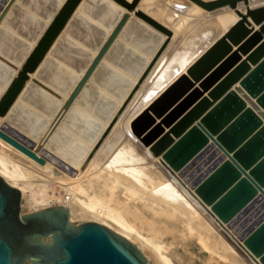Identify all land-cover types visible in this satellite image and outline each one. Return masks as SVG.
<instances>
[{
	"label": "water",
	"instance_id": "obj_1",
	"mask_svg": "<svg viewBox=\"0 0 264 264\" xmlns=\"http://www.w3.org/2000/svg\"><path fill=\"white\" fill-rule=\"evenodd\" d=\"M136 1L0 0V138L40 164L42 145L72 164L86 163L171 35L141 9L129 15ZM192 1L211 9L233 8L236 0ZM242 2L243 10L233 8L224 30L130 121L150 154L174 169L208 138L221 149L192 184L222 219L264 194V3ZM18 201L17 189L0 176V264H149L97 221L68 223L57 205L18 215ZM247 231L246 244L264 263V208Z\"/></svg>",
	"mask_w": 264,
	"mask_h": 264
},
{
	"label": "rangeland",
	"instance_id": "obj_2",
	"mask_svg": "<svg viewBox=\"0 0 264 264\" xmlns=\"http://www.w3.org/2000/svg\"><path fill=\"white\" fill-rule=\"evenodd\" d=\"M260 1L261 2H259L258 4L264 3V0ZM240 4H243L244 6V3L242 1ZM152 6L153 11L150 10ZM224 6L225 7L221 6V8L218 7L222 9L219 10L222 11L221 14H234L233 8L228 7V5ZM142 8L146 12H148L149 15L153 13L152 15L157 18H154L155 20H159L158 22L161 21V24H166L171 31H175L181 37L194 35V32H197L196 30H199V26H203L204 18H207L209 16H217L218 14H220L219 12L216 13L213 10H204L203 7L196 4L192 0H146L144 3V7ZM217 10L218 9H216V11ZM239 10L242 11L243 9L239 7ZM229 22L230 20L228 19V23ZM146 24L153 28L148 23ZM226 25L227 23L224 25L219 22L220 27L218 31H223ZM107 32H109V29L107 30ZM208 40L209 37H206L203 40L202 44H205V42H207ZM33 44L34 43H32V45ZM177 45H173L169 49L165 57L166 59L168 58L169 60V58L172 57V55L176 51L174 50V47H176ZM174 73L177 72L173 71V74ZM145 78L143 79V81L145 80ZM143 81L141 83H143ZM64 98L65 97H61V101H63ZM122 123H119L118 121V123L115 125V128H113V130L107 137L108 141L105 142L101 154L94 160V162H92L91 171L94 172L91 173L89 170V172L85 174V177L79 183L83 190H86L87 192L89 191L91 195L96 198V201L98 203L104 205V208L108 212L105 215V220H102L97 217H91L90 215H88V213L83 216L73 214L74 217H71V212L69 209H72L73 200L76 201L81 208L86 206L85 201H89L88 199L84 198V195L80 191V189H75L73 192H71V190L75 188L74 184L76 183L74 181H69V179L66 180L65 176L63 175V172L57 167L54 168V166L48 171H41V173L36 171L35 169L37 163L32 162L31 160L33 159L31 157L19 151L12 145L11 147L16 151H19V153L15 150L9 151L12 150L11 148L6 149L5 146H3V148L2 145L0 146V151H2V153H4L5 155L9 156L7 157L8 159L6 160V162L0 161V172H3V170L6 172L8 171L11 177L14 178L16 183L19 185L25 183V186H27V191L25 190V194L28 198H26V205H29L30 203V211L57 204L68 208L71 217L70 220L72 221V223L93 220L103 225H106L107 227L115 231V229L120 230L122 228L120 226V223L117 222L122 219V221L125 222L127 225H131L133 227L135 226L134 228H137V232L131 231V233L135 234V237H149V240H151L149 242L141 243V245H139V243L137 242H133L143 252L149 264H162V262L165 264H249V259L245 255H243L242 252L241 256H243L244 258L241 256L239 257V255L235 252L234 247L236 245L234 244V242H228L226 240V235L219 228L220 225L218 224V222H220L221 220L217 219L214 222V220L207 214V212H205L204 209L202 210V207L196 204L192 200V198L183 190L184 182H182V177L179 178V176L175 175L174 173L181 169L175 170L173 172L169 170L170 174L166 172L164 166L158 163L157 159L153 158L148 151H145L143 145L133 135L130 127V122L129 124L127 123V125ZM4 142L8 143L6 141ZM211 142L212 141H210L209 143ZM218 149L221 151L220 148ZM20 153L22 155L24 154L25 157L21 156ZM45 158L48 159L49 157L46 155ZM207 164V162H204L202 167L197 170L194 176H198L199 174H201L202 170L206 169ZM183 177L185 178V176ZM173 178H175V180H177L179 184L171 180ZM149 179L151 180L149 181ZM185 181L187 180L185 179ZM19 187L22 188V185ZM150 187L152 189H150ZM164 190L166 191L164 192ZM168 193L169 195H171V197H169ZM62 196H65V202H58L53 200V198H50L54 197V199H57L58 197ZM173 198H178L179 202L180 200L182 202L175 203L174 205ZM178 199H175V202H178ZM183 205L186 207H183ZM34 207L36 209H34ZM181 208L185 211H182ZM188 209L190 211L194 210L193 213L188 211ZM22 211L25 212L23 206V199ZM187 211L190 212L189 214H191L192 216L189 217V215H187L186 213ZM174 213L176 218L174 217V215L172 216V214ZM176 213L178 216H176ZM134 214H138L145 221H156L161 219V224H165L167 232L159 234L153 232L150 233L149 231H146L142 228L141 223L137 221V219L133 216ZM180 218L183 220L182 222H180ZM197 220H201V222L203 221L202 223L205 222L206 226L208 225V227L211 229L210 232L217 237L216 239L221 241L224 245L230 247V252L232 254L224 253L219 249L213 248V246L212 249L209 247H203V245L200 243V240L203 239V236L206 240L210 238H206V235H203V231L201 229L204 228V226L197 225ZM176 221L180 222L179 226L181 228V231L178 230L180 228L178 227V223ZM199 226L201 229L199 228ZM176 228L178 233L181 235L180 236L178 234V236L182 238L185 234V239L188 240L187 237L189 235V240L193 241L196 248L193 246V244H191L192 242L190 241H185L183 245H176V243L174 242L178 241L177 238H179L178 236L176 237ZM173 229L175 230L173 231ZM246 235L247 232L244 234V236ZM174 236L176 237V241L173 240ZM153 239L155 240L156 244L155 242H152ZM208 242L210 241L208 240ZM184 256H187L189 258L185 259ZM238 257L239 259L237 260L236 258Z\"/></svg>",
	"mask_w": 264,
	"mask_h": 264
},
{
	"label": "bare ground",
	"instance_id": "obj_3",
	"mask_svg": "<svg viewBox=\"0 0 264 264\" xmlns=\"http://www.w3.org/2000/svg\"><path fill=\"white\" fill-rule=\"evenodd\" d=\"M64 1V0H60V3ZM130 1V0H128ZM146 0H137L136 4L134 6V8L132 10H130L128 13L129 15L133 14V10L136 9H141L142 11H144L145 13L148 14V12H146L142 7H144V3ZM242 0H236L235 1V5L233 8H236L239 10V7L241 9H243V4H240ZM259 2H261L260 0H247V5L248 6H255V4H258ZM116 4V3H115ZM238 4V5H237ZM224 5H228L226 3L221 4L219 6H216L214 8L211 9H207V10H213L216 13H220L217 16H209L207 18L203 19V26L200 25L199 30H196L197 32H194V35L192 36H187V37H181L179 34H177L175 31L173 32V30L171 31V35L169 36L168 40L166 41L164 47L162 48V50L157 54V56L155 57L153 63L151 64V66L147 69L146 73L144 74V76L142 77L141 81L139 82V84L137 85V87L134 89V91L131 93V96L129 97L128 101L126 102V104L124 105L123 109L119 112V114L117 115L116 119L114 120V122L112 123L110 129L108 130V132L105 134V136L102 138V140L100 141L99 145L96 147V149L94 150V152L92 153V155L89 157V159L86 161V163L84 165H82V161L80 160L79 162L72 164L70 162H68L67 160L55 155L54 153L46 150V148L44 147V145H42L38 151H36V154L39 155H43L46 157V155L49 157L48 159L45 158L44 163L43 164H38V162H35L33 160H30L34 163H37L36 165V171L40 172L41 171H48L50 170V168H52L54 166L57 167L58 169H60L63 172V175L65 176V179H69V181H74L76 184H74V189L71 190V192H73L75 189H80V191L83 193L84 198L88 199L89 201L86 202V206H84L83 208H81L79 206V204H77L76 201H72V209H69L71 212V217H74V215H79V216H83L85 214L88 213V215H90L91 217H97L100 218L102 220H105V215L107 212V210L104 208V205L101 203H98L96 201V198L91 195V193L86 190H83V188H81L80 186V181L85 177V174H87L90 170V172H94L91 171V165L92 162H94V160L101 154V151L104 147V144L107 140V137L109 136V134L111 133V131L113 130V128H115V125L118 123H124L125 125H127V123L129 124V122L132 120V118L134 116H136L141 110H143L147 104L152 100V98L154 96H156L158 94V92L160 90H162L175 76H177L180 72H182L185 67L220 33L219 30V22L222 24H228V19L231 21L235 16L233 13H226V14H221L222 10L220 9L221 6L225 7ZM220 7V8H218ZM122 10H125L123 7H121ZM216 9H218L216 11ZM150 10L153 11V6L150 8ZM205 10V9H204ZM74 11H78V8L76 7L74 9ZM241 11V10H240ZM214 12V13H215ZM152 13V12H151ZM153 14V13H152ZM152 14H150V16L152 18L157 19L156 17H154ZM149 15V14H148ZM159 21V20H158ZM161 22V21H160ZM48 23V21H46V24ZM162 25L166 26L167 28H169L166 24ZM170 29V28H169ZM201 29V30H200ZM63 31V30H62ZM62 31H60V33H62ZM174 34H173V33ZM222 32V31H221ZM174 35V36H173ZM209 37V40L207 42H205V44H202L203 40ZM165 38V34L162 32L161 33V39L163 40ZM34 42H31V45ZM178 44V45H177ZM173 45H177L176 47H174L175 53L172 55L171 58L166 59V54L168 53L169 49L173 46ZM47 55V53H46ZM152 57L149 56L148 58L150 59ZM18 66V65H17ZM152 68V69H151ZM151 70V71H150ZM150 71V73H149ZM173 71H176L177 73L173 74ZM155 73V74H153ZM148 74V75H147ZM80 74H78L79 76ZM31 76H33L31 74ZM147 77V78H145ZM145 78V80L143 81V79ZM137 80V78L133 79V82L135 83ZM143 81V83H141ZM141 84V85H140ZM139 87V88H138ZM138 88V90H137ZM137 90V91H136ZM61 97H65V96H61ZM61 97H60V101H61ZM62 102V101H61ZM121 103V100L118 101V104ZM124 110V111H123ZM51 120V119H49ZM110 118H108L106 121L103 122V127L104 128L108 122H109ZM2 122H4V118L0 117V125L2 124ZM122 123V124H123ZM114 124V125H113ZM9 125H7L8 127ZM118 127V126H117ZM131 127V126H130ZM13 133L15 134L16 138L19 137L22 140H26L27 137L26 135H21L18 131H16L15 129L11 128L10 126L8 127ZM120 129V128H118ZM117 130V129H116ZM123 130V129H122ZM10 131V132H11ZM115 131V130H114ZM132 131V130H131ZM117 132V131H116ZM115 133V132H114ZM133 133V132H132ZM134 135V134H133ZM135 136V135H134ZM136 137V136H135ZM137 139V138H136ZM138 140V139H137ZM5 141V140H4ZM2 138H0V146L2 145L7 148H11L12 150L9 151H13L15 149H13L11 147L12 144H8L5 143ZM139 141V140H138ZM210 141H212L211 139L208 138L207 143L205 146H203L192 158L191 160L185 165L183 166V168L181 170L179 169H174L172 167H170V165H168V163L166 162V160L161 156V154L158 155H152L150 154L153 158L157 159V162L160 163L162 166H164V168L166 169V172H169V170L171 172L175 171V170H179L177 172H174L175 175H178L179 178L182 177L184 182V187L183 190L192 198V200L198 204L200 207H202V210L204 209L205 212H207V214L214 220H221L220 222H218V224L221 226H219V228L223 231V233L226 235V240L232 241L234 242V244L236 245L235 248V252L239 255V257L243 254L245 255L248 259H249V264H264L263 261L261 260L260 254H256L254 253L249 246L246 244L244 237L246 238V236H244L245 233L244 230L247 228V226L253 222V220L255 219L256 216H258L260 214V212L263 210L264 208V195L262 192L257 191V194L253 197L252 201H250L251 203H248L249 206L244 209L243 211H239L238 213H234L232 214L229 218L226 219H222L220 216H218L216 214V212L213 210V208L211 207L210 203H206L204 202L201 197L199 195H197L196 191L194 192V184H192V180L196 177L194 176V174L197 172L198 169H200V167H202V165L204 164V162L206 163H210L213 159H215L216 157L220 156L222 154V151H220L217 146L215 145V143L212 141L211 143H209ZM36 142V140L34 141ZM140 142V141H139ZM2 143V144H1ZM141 143V142H140ZM209 144V145H208ZM13 146V145H12ZM93 146V142L88 144V148L86 150L85 153H88V151L92 148ZM145 148V151H148L147 148L145 146H143ZM16 148V147H15ZM17 149V148H16ZM1 150V149H0ZM3 150V149H2ZM19 150V149H18ZM5 151V150H4ZM16 151V150H15ZM20 151V150H19ZM19 151H16L19 153ZM22 152V151H21ZM149 152V151H148ZM8 153V152H7ZM6 153V154H7ZM150 153V152H149ZM21 154V153H20ZM19 155V154H18ZM11 156V155H10ZM21 156L25 155L21 154ZM7 155H5L4 153H2V151H0V161L6 162V160L8 159ZM23 157V158H24ZM224 157V155H223ZM11 158V157H10ZM132 158V157H131ZM152 159V158H151ZM13 160V158H12ZM15 160V159H14ZM90 160V161H89ZM115 160V159H114ZM9 161V160H8ZM18 161V160H16ZM20 161V160H19ZM15 163V162H14ZM17 163V162H16ZM88 163V164H87ZM81 164V166H80ZM115 164V163H114ZM159 165V164H158ZM195 169V167H197ZM85 167V168H84ZM130 167V166H129ZM1 168V167H0ZM120 168V167H119ZM168 168V169H167ZM121 169V168H120ZM93 170V169H92ZM124 170V169H123ZM130 170V169H129ZM164 171V170H163ZM0 176L2 177V179L10 186L15 187L18 191L19 194V211H18V215H21L23 213H26V211L30 212L29 210V205H26V200L28 199L26 196V192L25 190L27 189L25 186V183L21 184L22 188L19 187L21 185L17 184L15 179L11 177L10 173L7 171L0 172ZM122 174V173H121ZM62 175V176H63ZM90 175V173H89ZM129 175V174H128ZM136 175V174H135ZM61 176V177H62ZM142 176V175H140ZM185 176V178L183 177ZM58 177V176H57ZM60 178V176H59ZM127 178V177H126ZM145 178V177H144ZM14 179V180H13ZM135 179V178H134ZM185 179L187 181H185ZM146 180V179H145ZM151 179H149L150 181ZM173 181H175L177 184H179L177 182V180H175V178L171 179ZM181 180V179H180ZM172 181V183H173ZM189 181V182H188ZM138 182V181H137ZM140 182V179H139ZM163 182V181H162ZM73 183V182H72ZM160 183V182H159ZM164 183V182H163ZM151 184V183H150ZM155 184V183H154ZM19 185V186H18ZM143 185V184H142ZM149 185V184H148ZM186 185V186H185ZM165 186V185H164ZM180 186V185H179ZM155 187V186H154ZM167 187V186H166ZM182 187V186H181ZM148 188V187H147ZM156 188V187H155ZM162 188V187H161ZM67 189V188H66ZM150 189H152L150 187ZM174 189V188H173ZM181 190V189H180ZM27 191V190H26ZM29 191V190H28ZM163 191V190H162ZM166 190H164L165 192ZM168 191V190H167ZM167 193V192H166ZM176 193V192H175ZM184 193V192H183ZM185 193V194H186ZM196 193V194H195ZM262 193V194H261ZM169 195V193H168ZM177 196V195H175ZM169 197H171V195H169ZM188 197V196H187ZM27 198V199H26ZM53 198V200L55 201H62L65 202L64 199L66 200L65 196L62 197H58L57 199H54V197H50ZM22 199H23V206H24V211H22ZM33 199V198H32ZM174 199V198H173ZM178 199V198H175ZM174 199V205L175 203H180L182 202L178 199V202H175ZM189 199V198H188ZM40 200V199H39ZM169 200V199H168ZM191 200V199H190ZM54 201V202H55ZM29 202V201H28ZM34 203V202H33ZM192 203V202H191ZM194 203V204H195ZM173 204V203H172ZM183 204V203H182ZM181 204V205H182ZM186 204V203H185ZM37 205V204H36ZM57 205V204H56ZM56 205H52V206H56ZM88 205V206H87ZM178 205V204H177ZM180 205V204H179ZM57 206H61L64 208V206L62 205H57ZM190 206V205H189ZM194 206V205H193ZM198 206V207H199ZM260 206V207H258ZM182 207V206H181ZM183 207H186L183 205ZM182 207V208H183ZM197 207V208H198ZM181 208V209H182ZM189 208V207H188ZM242 208V207H241ZM34 209H36L34 207ZM66 212H67V220L68 223L72 224V221L70 220V213L68 208H66ZM191 209V208H190ZM199 209V208H198ZM182 211H185L182 209ZM188 211H190L188 209ZM186 212L187 215L192 216L191 214H189L190 212L193 213V211L190 212ZM201 211V210H200ZM254 211V212H253ZM195 214V213H194ZM204 214V213H203ZM236 214V215H235ZM251 214V215H250ZM109 215V214H108ZM148 215V214H147ZM174 215L175 217V213L172 214V216ZM218 217H216V216ZM250 215V217L248 218V216ZM114 216V215H113ZM112 216V217H113ZM137 221H139L142 225V228L145 229L146 231H149L150 233H165L167 232L166 230V226L165 224H161V219L160 220H143L138 214H134L133 215ZM176 216L177 213H176ZM195 216V215H193ZM181 217V216H180ZM176 218V217H175ZM178 218V217H177ZM182 218V217H181ZM180 218V219H181ZM248 218V219H247ZM119 219V218H118ZM172 219V218H171ZM208 219V218H207ZM247 219V220H244ZM218 220V221H219ZM136 221V222H137ZM166 221V220H165ZM170 221V220H169ZM172 221V220H171ZM183 220L181 219L180 222H182ZM120 223V226L122 227L120 230L115 229V233L117 234L118 237H120L121 239L125 240L126 242L132 244L133 246H135L137 248V250L143 255L144 259L148 262L147 258L145 257V255L143 254V252L139 249V247H137L133 242H137L139 243V245H141V243L144 242H149L151 240H149V237L147 238H139L138 236L135 237V234L131 233V231H136L137 232V228H134L131 225H127L125 222L122 221V219H120V221H117ZM173 222V221H172ZM177 222V221H176ZM178 223V227L179 223ZM197 225H202L204 226V228H199L203 231V235H206V238H210L208 239L210 242H208V240L203 239L200 240V243L203 245V247H209L212 249L216 248L221 250L224 253L227 254H232L230 252V247H228L227 245H224L221 241H219L218 239H216L217 237L212 234L210 232V228L208 227V225L206 226L205 222L202 223L201 220H197ZM217 222V221H216ZM73 224H78V223H73ZM173 224V223H172ZM176 225V223H175ZM181 225V224H180ZM185 225V224H184ZM106 226V225H105ZM183 226V225H182ZM170 227V226H169ZM174 227V226H173ZM198 227V226H197ZM206 227V228H205ZM109 228V227H108ZM168 228V227H167ZM111 229V228H110ZM171 229V228H170ZM185 229V228H184ZM112 230V229H111ZM175 229H173L174 231ZM181 231V228L178 229ZM169 231V229H168ZM186 231V230H185ZM139 232V231H138ZM177 232V233H176ZM176 237L178 236V231L176 228ZM181 233V232H180ZM248 233V231H247ZM184 234V233H183ZM173 235V234H172ZM180 235V234H179ZM140 236V234H139ZM181 236V235H180ZM180 236H178L179 238H177L178 241H176V237H173V240H175L176 245H183L185 243V241H190L192 242L191 244H193V246L195 247V244L193 243V241L189 240V235L187 237L188 240H186V236L184 234V237L180 238ZM169 237V236H168ZM128 238V239H127ZM170 238V237H169ZM132 241H130V240ZM152 239V238H151ZM171 239V238H170ZM171 240V241H173ZM152 242H155V240L153 239ZM156 244V242H155ZM196 248V247H195ZM242 252V254H241ZM204 254V253H202ZM255 257H254V256ZM185 259H188L189 257L184 256ZM230 257V256H229ZM234 257V256H233ZM236 258L237 260L239 259ZM243 257V256H241ZM244 258V257H243ZM242 258V259H243ZM233 259V258H232ZM241 259V258H240ZM234 260V259H233ZM162 264H165L162 262Z\"/></svg>",
	"mask_w": 264,
	"mask_h": 264
}]
</instances>
